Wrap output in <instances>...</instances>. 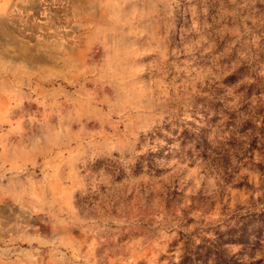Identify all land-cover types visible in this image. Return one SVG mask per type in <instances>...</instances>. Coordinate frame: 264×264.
Wrapping results in <instances>:
<instances>
[{
  "label": "rangeland",
  "instance_id": "rangeland-1",
  "mask_svg": "<svg viewBox=\"0 0 264 264\" xmlns=\"http://www.w3.org/2000/svg\"><path fill=\"white\" fill-rule=\"evenodd\" d=\"M263 106L264 0H0V264L264 259Z\"/></svg>",
  "mask_w": 264,
  "mask_h": 264
},
{
  "label": "trees",
  "instance_id": "trees-1",
  "mask_svg": "<svg viewBox=\"0 0 264 264\" xmlns=\"http://www.w3.org/2000/svg\"><path fill=\"white\" fill-rule=\"evenodd\" d=\"M246 120L244 123L247 125V133H241L240 137L235 139L234 137L230 140V146L236 152L244 150L246 153H251L256 150L262 158H264V106L256 110L253 108L246 114ZM235 141L237 142V146L235 145ZM258 146V147H257ZM257 168L261 173V176L264 178V159H261L257 164ZM252 223L247 224L251 226ZM246 227V228H247ZM260 227L264 228V214H262V221ZM221 251L216 250L213 255L214 259H212L213 264H236L232 261L222 260ZM206 259V258H205ZM191 262V260L187 259L184 255L183 261L180 260V264H187ZM253 264H264V259H261Z\"/></svg>",
  "mask_w": 264,
  "mask_h": 264
}]
</instances>
